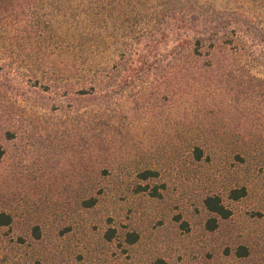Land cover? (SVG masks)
<instances>
[{"label":"rangeland","instance_id":"rangeland-1","mask_svg":"<svg viewBox=\"0 0 264 264\" xmlns=\"http://www.w3.org/2000/svg\"><path fill=\"white\" fill-rule=\"evenodd\" d=\"M26 1L0 20V212L12 216L0 228V264H264L262 109L250 97L216 88V74L199 75L192 85L193 68L185 84L163 94L159 72H146L157 61L145 42L131 60L116 58L138 27L127 22L122 31L120 21L111 24L95 46L53 38L48 9ZM207 1L220 10L237 7L234 0ZM240 12L264 28L262 4H245ZM123 64L133 83L102 105L88 100L75 110L84 102L70 94L83 66L105 78ZM62 71L68 82L51 84ZM251 73L264 80L263 69ZM194 116L204 118V134L195 131ZM240 117L261 136L250 140L255 145L220 139L229 120ZM107 118L118 129L103 147L111 143V149L100 152L91 129ZM198 138L208 141L200 161L192 154ZM100 156L107 158L103 167ZM146 170L157 176L139 179ZM87 186L95 187L84 193ZM242 187L246 196L230 201L229 192ZM212 195L231 216L217 218L209 232L205 224L214 216L202 201ZM84 197H94L95 205L84 208ZM128 233L137 236L133 245L126 243Z\"/></svg>","mask_w":264,"mask_h":264},{"label":"trees","instance_id":"trees-1","mask_svg":"<svg viewBox=\"0 0 264 264\" xmlns=\"http://www.w3.org/2000/svg\"><path fill=\"white\" fill-rule=\"evenodd\" d=\"M33 1L38 6L45 7L50 15L51 36H62L69 41L76 43L88 42L89 46H95L105 40L102 31H106L111 24L120 21L118 29H125L124 23L130 22L133 29L129 39L119 45L121 49L117 55V60L121 64L126 60H131L134 56L135 47L143 42L144 47L150 48L155 55L157 64L154 70L147 69L146 72H159V89H170L172 84H185L187 73H190L192 85L200 82L198 76L216 74L213 83L221 90L227 89L230 94L237 97H250L251 101L258 109L264 110V80L254 78L252 70H264V28L260 29L253 21L247 20L240 12V7L253 2L264 6V0H234L237 7L229 9H217L207 0H28ZM26 0H0V20H7L14 13V7L21 8ZM67 24V29L64 28ZM140 24H143L142 26ZM140 25V26H138ZM100 31V32H99ZM132 51L134 53H132ZM154 57V56H153ZM84 73L75 80L78 89L70 95L77 102L75 110L81 108L88 100L93 102L92 106L102 105L107 98H111L117 93L123 92L126 86L134 82L133 79L125 75L126 65L122 69L115 68L114 71L107 72L105 78H100L89 66H83ZM114 72V73H113ZM146 72L143 74L145 76ZM63 77L55 76L51 79V84L65 81L67 71L58 72ZM123 73V74H122ZM62 78V79H61ZM142 78V77H141ZM205 79V78H204ZM47 90H49L46 87ZM102 92L104 96L97 99L96 96ZM260 110L259 112L264 113ZM200 114V112H197ZM193 122L195 131L204 134L206 123L204 118L194 116ZM214 117V116H211ZM243 117L229 120L226 126V133L221 137L226 142L243 143L244 145H255L250 143L251 139H260V135L251 134V126ZM184 131L185 126L182 124ZM118 126L110 124V119L103 121L99 119L91 129L94 138V146L100 152H108L111 148L109 137L115 138L114 132ZM187 131L190 129L186 125ZM229 131V132H228ZM7 139H12L6 133ZM112 138V140H113ZM252 139V140H254ZM111 140V141H112ZM208 142L204 138H198L192 149V154L196 161L204 157V144ZM248 142V143H244ZM89 151V145L84 147ZM100 149V150H99ZM98 153V152H97ZM5 152L0 148V162ZM107 158L99 160V166L103 167ZM87 168L86 164L84 165ZM94 166V165H93ZM106 169L102 170V172ZM157 173L150 170L138 174L139 179L145 181L156 177ZM95 186L85 187L84 193L93 191ZM148 188H140V191H147ZM151 196L158 197L159 194L152 190ZM246 196L245 188L233 189L228 194L230 201H239ZM94 197L82 200L84 208H91L95 205ZM203 208L214 217L207 220L205 228L212 232L217 228V218L227 220L231 216V211L226 208L220 197L207 196L202 201ZM12 224V216L5 212H0V228L8 227ZM112 234H107L106 239L110 241ZM37 237V236H36ZM137 241L135 234L126 235V243L133 245ZM242 256V255H241Z\"/></svg>","mask_w":264,"mask_h":264}]
</instances>
